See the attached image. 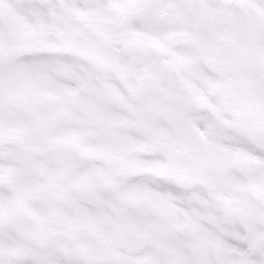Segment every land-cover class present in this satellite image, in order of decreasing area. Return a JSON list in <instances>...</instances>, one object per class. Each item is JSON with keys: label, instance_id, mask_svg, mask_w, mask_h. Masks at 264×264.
Masks as SVG:
<instances>
[{"label": "snow or ice", "instance_id": "obj_1", "mask_svg": "<svg viewBox=\"0 0 264 264\" xmlns=\"http://www.w3.org/2000/svg\"><path fill=\"white\" fill-rule=\"evenodd\" d=\"M0 264H264V0H0Z\"/></svg>", "mask_w": 264, "mask_h": 264}]
</instances>
